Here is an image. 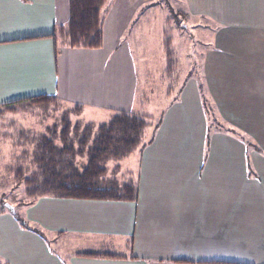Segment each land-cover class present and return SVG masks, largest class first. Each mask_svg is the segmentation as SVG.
Wrapping results in <instances>:
<instances>
[{
	"label": "crops",
	"instance_id": "crops-1",
	"mask_svg": "<svg viewBox=\"0 0 264 264\" xmlns=\"http://www.w3.org/2000/svg\"><path fill=\"white\" fill-rule=\"evenodd\" d=\"M185 3L190 16L214 25L201 78L224 128L209 130L197 79L188 78L145 136L144 128L135 159L107 167L108 178L136 186L135 201L25 202L16 211L44 235L0 209V264H264V0ZM67 18L68 0H0V111L46 94L67 109L79 105L77 118L88 110L83 125L103 123L99 114L106 122L119 111L136 114L122 40L128 18L104 16L101 48L57 50L46 35ZM105 251L125 257L78 256Z\"/></svg>",
	"mask_w": 264,
	"mask_h": 264
},
{
	"label": "rangeland",
	"instance_id": "rangeland-1",
	"mask_svg": "<svg viewBox=\"0 0 264 264\" xmlns=\"http://www.w3.org/2000/svg\"><path fill=\"white\" fill-rule=\"evenodd\" d=\"M107 15V23L112 19L120 21L128 18L123 24V38L131 54L133 74L135 77V112L136 116L147 119L149 127L158 124L164 108L179 96V89L188 78L202 77V61L209 47H212L214 25L204 17L190 16L185 0H108L103 9ZM171 40V51L174 63L171 74H167V60L164 52V41ZM59 49L60 44H59ZM60 51V50H59ZM201 82V81H200ZM210 100L204 102L205 111L212 123L210 128H224V118ZM69 108L68 103H57L43 106L16 105L13 112L0 111V209L6 204L15 210L29 200L25 195L24 185L15 181V168L23 166L29 175L34 166L28 154L34 148L28 144L21 131L29 138L46 132V126L59 122L63 112ZM85 110L77 118L69 114V121L74 124L85 122L91 113ZM95 120L106 122V115H96ZM9 125V126H8ZM83 125V124H82ZM211 125V124H210ZM21 134V136H20ZM17 143L16 145L7 143ZM19 143V144H18ZM137 152L122 160L133 161ZM121 161V160H120ZM85 162V158H77L76 163ZM114 161L107 162V167Z\"/></svg>",
	"mask_w": 264,
	"mask_h": 264
},
{
	"label": "trees",
	"instance_id": "trees-1",
	"mask_svg": "<svg viewBox=\"0 0 264 264\" xmlns=\"http://www.w3.org/2000/svg\"><path fill=\"white\" fill-rule=\"evenodd\" d=\"M108 0H68V18L65 24L57 27L51 37L55 49L69 48H101L103 45V9ZM164 52L167 60V74H171L174 63L171 51V40L164 41ZM198 87L205 102L204 84L200 77ZM201 81V82H200ZM182 87V86H181ZM203 102V104H204ZM55 96L40 94L5 103L4 110L13 109L14 105H30L47 107L57 106ZM205 108V106H204ZM206 109V108H205ZM81 107L66 109L59 122L46 128V133L31 139L25 132L23 135L28 144L34 148L28 154L33 171L27 175L23 166L15 168V181L24 185L28 201L43 196L126 200L137 199V189L132 183H120L115 178H108L109 160H121L129 156L141 145L144 128L148 125L146 118L125 111L114 114L107 122L100 124L69 121V114H79ZM209 126V130L210 127ZM85 158V162L77 164V158ZM117 168L113 169L115 173ZM13 214L20 224L40 235L44 232L22 217L15 209ZM78 256L124 258L113 252H80ZM202 264H244L228 261H206Z\"/></svg>",
	"mask_w": 264,
	"mask_h": 264
},
{
	"label": "water",
	"instance_id": "water-1",
	"mask_svg": "<svg viewBox=\"0 0 264 264\" xmlns=\"http://www.w3.org/2000/svg\"><path fill=\"white\" fill-rule=\"evenodd\" d=\"M6 206L10 211H14V209L9 204H6Z\"/></svg>",
	"mask_w": 264,
	"mask_h": 264
}]
</instances>
